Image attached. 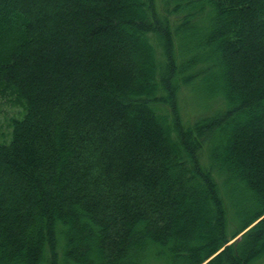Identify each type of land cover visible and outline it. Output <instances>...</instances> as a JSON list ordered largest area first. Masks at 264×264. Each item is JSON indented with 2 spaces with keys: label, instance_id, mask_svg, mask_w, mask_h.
<instances>
[{
  "label": "trees",
  "instance_id": "1",
  "mask_svg": "<svg viewBox=\"0 0 264 264\" xmlns=\"http://www.w3.org/2000/svg\"><path fill=\"white\" fill-rule=\"evenodd\" d=\"M7 90L0 264L263 259L264 0H0Z\"/></svg>",
  "mask_w": 264,
  "mask_h": 264
},
{
  "label": "rangeland",
  "instance_id": "2",
  "mask_svg": "<svg viewBox=\"0 0 264 264\" xmlns=\"http://www.w3.org/2000/svg\"><path fill=\"white\" fill-rule=\"evenodd\" d=\"M181 100V113L184 118H188L192 121L195 117L211 113L215 107V103H203L197 100V102L192 101V95L184 91ZM208 105V108L203 106ZM25 111L24 104L16 99L15 95L11 90L0 91V142H8L11 138L12 133V120L14 118H20ZM231 227V226H230ZM234 241L230 240L227 244ZM255 264H264V257L260 259Z\"/></svg>",
  "mask_w": 264,
  "mask_h": 264
}]
</instances>
